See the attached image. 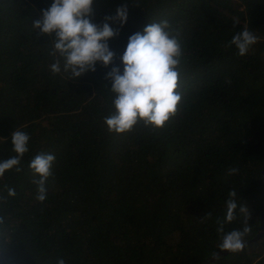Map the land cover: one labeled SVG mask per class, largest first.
Wrapping results in <instances>:
<instances>
[{
  "label": "trees",
  "instance_id": "trees-1",
  "mask_svg": "<svg viewBox=\"0 0 264 264\" xmlns=\"http://www.w3.org/2000/svg\"><path fill=\"white\" fill-rule=\"evenodd\" d=\"M52 3L0 0V161L16 155L15 129L30 135L22 171L0 177V264H264V234L221 255L217 231L218 221L224 233L245 227L239 207L225 220L230 190L250 214L245 241L260 228L264 0H95L100 25L127 6L126 25L109 21L121 70L128 38L149 23L168 21L182 45L176 114L123 134L105 124L115 111L111 66L69 80L51 38L33 29ZM244 28L259 39L240 56L230 42ZM42 152L55 156L43 202L29 167Z\"/></svg>",
  "mask_w": 264,
  "mask_h": 264
},
{
  "label": "clouds",
  "instance_id": "clouds-1",
  "mask_svg": "<svg viewBox=\"0 0 264 264\" xmlns=\"http://www.w3.org/2000/svg\"><path fill=\"white\" fill-rule=\"evenodd\" d=\"M95 0H53L51 6L42 10L40 19L33 21V29L39 30L41 36L51 38L52 57L63 58V71L70 74L69 80H76L88 72H95L97 64L111 70L106 73L105 79L111 82L109 90L114 93L113 105L115 111L105 117V124L110 132L123 134L131 131L138 122L143 121L146 126L162 128L177 112L182 99L179 88V65L182 58V45L179 33L174 32L168 21L149 23L142 31L132 34L128 38L126 49L120 61L123 66L114 65L116 53L111 50L109 40L119 32L114 30L109 21H118L123 27L128 21L126 5L117 8L115 17H105L100 25L92 20L93 4ZM258 37L248 28L237 32L231 45H235L240 56L246 55L250 48L257 43ZM53 73L61 72L60 59L51 64ZM107 86V85H106ZM108 87V86H107ZM30 135L22 130L15 129L11 133L12 151L15 156L0 161V177L5 172L18 166L23 155L29 151ZM55 156L48 153L37 154L30 162L33 171L32 183L37 186V199L43 202L46 199V182L52 176V166ZM239 169H230L235 174ZM39 178H36V177ZM9 196H15V189H8ZM225 220L233 221L236 210L245 216L243 230H233L224 233L223 222L218 232L223 233L219 245L221 250L239 251L245 247V236L250 231L248 219L249 211L244 204L238 205L236 190L229 191ZM211 216L209 212L205 217ZM4 223L0 218V225ZM4 251H0L2 256ZM218 259V255H213ZM57 264H66L59 258Z\"/></svg>",
  "mask_w": 264,
  "mask_h": 264
},
{
  "label": "water",
  "instance_id": "water-1",
  "mask_svg": "<svg viewBox=\"0 0 264 264\" xmlns=\"http://www.w3.org/2000/svg\"><path fill=\"white\" fill-rule=\"evenodd\" d=\"M262 173H263V175H264V164H263V170H262ZM263 219H264V208H263V211H262V214H261L260 228L258 229V231H257V233L255 234L254 237H252L251 239H249V240L246 241V244L251 243V242H253V241H255V240L261 238V236L264 234V220H263ZM246 244H245V245H246ZM228 252H229V251H227V250H222V251L220 252V254H221V255H225V254H227ZM213 259H214V258H213V256H212V258H211L210 260H213ZM208 261H209L208 259H205V260H203L202 262H200V263H198V264H206Z\"/></svg>",
  "mask_w": 264,
  "mask_h": 264
}]
</instances>
